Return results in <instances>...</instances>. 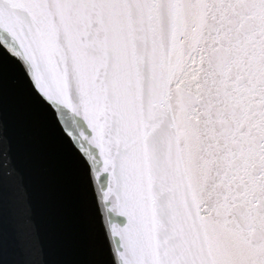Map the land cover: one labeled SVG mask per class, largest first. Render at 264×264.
Returning <instances> with one entry per match:
<instances>
[{"label": "snow or ice", "instance_id": "6c2138e0", "mask_svg": "<svg viewBox=\"0 0 264 264\" xmlns=\"http://www.w3.org/2000/svg\"><path fill=\"white\" fill-rule=\"evenodd\" d=\"M0 264H264V0H0Z\"/></svg>", "mask_w": 264, "mask_h": 264}]
</instances>
